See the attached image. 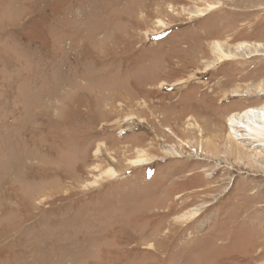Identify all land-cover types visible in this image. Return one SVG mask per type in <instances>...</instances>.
Masks as SVG:
<instances>
[{
	"label": "rangeland",
	"instance_id": "374dc122",
	"mask_svg": "<svg viewBox=\"0 0 264 264\" xmlns=\"http://www.w3.org/2000/svg\"><path fill=\"white\" fill-rule=\"evenodd\" d=\"M262 106L264 0H0V264H264Z\"/></svg>",
	"mask_w": 264,
	"mask_h": 264
},
{
	"label": "bare ground",
	"instance_id": "6f19581e",
	"mask_svg": "<svg viewBox=\"0 0 264 264\" xmlns=\"http://www.w3.org/2000/svg\"><path fill=\"white\" fill-rule=\"evenodd\" d=\"M199 15L203 14L199 13ZM214 48L217 49L220 55L219 62L222 60L231 59V55L224 53L217 43L215 44ZM241 48L242 46H239L238 50ZM139 84L141 85V82ZM165 85V83L160 84V88ZM136 86L139 87V85ZM119 95L120 94L117 96ZM120 96L122 97V95ZM228 123L230 129L229 132L233 138L238 136L239 131H243L244 136L239 134V136H241L239 139L257 141L260 143L257 146H262L264 148V106L260 108H250L242 113L235 114L228 119ZM132 164L133 166H143L146 164V162L145 160L137 159Z\"/></svg>",
	"mask_w": 264,
	"mask_h": 264
}]
</instances>
